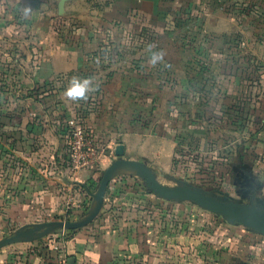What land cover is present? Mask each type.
<instances>
[{
  "label": "crops",
  "instance_id": "crops-1",
  "mask_svg": "<svg viewBox=\"0 0 264 264\" xmlns=\"http://www.w3.org/2000/svg\"><path fill=\"white\" fill-rule=\"evenodd\" d=\"M24 5L32 8L29 18L21 14ZM157 10L158 0H0V47L5 52L0 55L2 91L7 95L15 91L9 83L15 74L24 80L21 89L26 85V91L46 80L81 77L82 71L88 69V77L99 84L98 89L89 94L90 102H70L57 107L60 113L64 108L65 115H71L70 120L75 115L67 110H80L79 118L69 129L65 128L64 116L55 118L54 112L49 113L52 109L47 103L34 102L32 107L29 104L30 108L26 107V133L23 130L17 136H0V223H10L11 227L17 224L18 228L26 225V229H31L36 223L84 218L94 206L92 193L102 171L118 157L120 148L122 155L145 159L161 173H169L174 168L172 133L165 137L153 135L152 131L143 130L136 114L135 118L132 116L139 111L140 119L143 110L151 111L152 107L159 106V82L152 73L143 75L137 60L136 68H126L125 57L108 55L111 42L105 40L109 29L123 31L137 26L138 21L132 20L139 16L151 19ZM228 16L216 9L213 22L208 23V29L216 36L212 40H199L198 46L205 45L208 49L200 53L197 63L192 54L181 53L176 57L177 65L172 64L171 69L178 86L172 91L170 102L182 104L191 115L198 111L202 143L214 121L216 138L225 141L210 153L214 154V161L205 162V168L214 164L215 172L225 170L236 201L264 205V41L251 36L254 26L240 27ZM55 21L59 23L61 34L53 30ZM240 28H244L243 37L241 49H237L233 46L236 42L232 41L235 38L229 35ZM102 37L107 43L103 45V54H97ZM16 46L19 53L15 56ZM104 48H107L105 52ZM100 61L103 62L101 71L90 68ZM196 75L199 78L197 95L192 88ZM168 105L166 102L165 108ZM12 120L7 119V123ZM79 123L87 126L92 134L94 146L101 151V163L73 171L68 159V141L71 129ZM14 138H17L18 149L13 148ZM121 174H115L109 182L103 207L90 223L73 230L56 229L29 240L28 243L34 245L26 254V262L18 264H45L53 259H72L74 264H127L130 260L140 264H171L176 246L170 244L171 241L166 246L158 244L162 237L167 241L176 237V230L169 225L163 233L162 226H156L148 220V215H143L147 228L130 236L128 232L123 233L119 224L112 225L110 212L126 205L125 197L118 194L126 182L120 181ZM133 179L128 184L140 182ZM149 202L154 205L150 206L152 218L160 208L169 205V201L160 199L152 198ZM132 205L139 206L136 200ZM183 209L188 214L197 212L189 206ZM200 212L197 214H207L206 209ZM212 214L214 220L219 218L221 224L224 223V228L240 230L251 239L247 246L257 255L264 250L263 234ZM131 216L133 218L124 215V218L132 222L138 219L134 214ZM166 216L168 224L169 214ZM136 240L140 247H134ZM249 258L246 262H250ZM0 264H14V261L0 254Z\"/></svg>",
  "mask_w": 264,
  "mask_h": 264
},
{
  "label": "rangeland",
  "instance_id": "rangeland-1",
  "mask_svg": "<svg viewBox=\"0 0 264 264\" xmlns=\"http://www.w3.org/2000/svg\"><path fill=\"white\" fill-rule=\"evenodd\" d=\"M216 9H220L232 17L240 27H244L247 24L249 27L254 26L255 29L252 30L251 36L264 41V0H158L157 13L151 19L148 18L149 16L144 18L143 16H139L135 20H132L138 21L139 25L137 24V26L133 27L132 25L123 31H119L117 28L106 31L105 40L111 42V44L109 48L107 47L108 49L104 48V52L107 49L108 55L125 57L127 61L123 65L126 68H136L134 65L136 64L135 60H137V63H140L142 74L149 76L152 73L153 77H156L155 79L159 82V106L156 108L152 107L151 111L143 110V115L140 119H138L139 111L132 114V116L136 114L138 123L141 120L143 130L148 129L152 131L153 135H162L165 137L167 134L171 136L172 133L175 150L174 168L169 173H161L158 167L148 163L150 165L149 168L154 172L157 179L165 185L175 186L188 184L202 188L212 194L226 195L228 198L233 199L230 177H227L225 170H223V173L219 172L221 170L215 172L214 164L213 166H209L208 169L204 165L205 162L214 161V154L211 156L210 153L214 152L217 144L225 141L221 137L219 139L216 138L214 121L208 127L209 133L203 136L204 141L202 143L199 139V128H202V125H199L198 111L194 115H191L189 110L184 109L185 107L182 104L170 102L172 91L176 90L178 86L177 79L172 74L171 65H177V62L174 60L181 53L194 55L195 63H197L200 53L205 52L206 48L208 49V46L205 45L202 47L198 46L199 40H212L216 36L212 30L208 29V23L213 22ZM141 22L143 24L140 25ZM205 24H207V28ZM112 26L115 27V25ZM53 28L54 32L61 34L62 31H60L61 28L57 21L53 22ZM243 29L240 28L233 32L234 34L232 36L229 35V37L235 38L232 41L236 42L233 46L237 49H241L240 42H242L243 37L241 30ZM249 31H251L250 28ZM224 37H227V35H224ZM107 42H103L102 37V44L96 51L97 54H103V45L105 47ZM150 44L154 45L153 51L163 53V59L158 61L155 66L149 63L150 53L146 50ZM8 50H10V47ZM14 52L15 56L19 53L17 46ZM4 53V49L0 47V55ZM17 64L18 62L16 61L14 63L15 69ZM91 66V69L95 68V70L101 71L103 62L100 61L99 63H94V65L91 64ZM87 73H90L89 69L83 70L82 74L84 75L81 78L88 77L89 75ZM70 78L71 76L55 78L49 81L46 80L26 91V85L21 89L24 80L15 74L14 78L9 79V83L14 87L15 91L7 95L0 89V136L2 138L6 134H14V136H17L18 134H22L23 130L26 133V107H32V105H35L33 104L34 102L36 104L47 103L48 107L52 109L49 113L52 114L54 112L55 118L56 116L59 118L64 116L67 120L65 128L69 129L71 125H74V120H77L80 116L78 114L80 110H67L69 113L71 112L75 115L70 120L71 115L67 114L66 116L64 108L61 113L57 108L62 107L59 106L60 104L63 105L72 102L62 95ZM2 80L0 79V85L3 84L1 83ZM195 83L192 88L193 91H196L195 95H197V85L199 83L197 75L195 76ZM182 96L183 94L180 97L182 98ZM89 97L90 95L87 100H81L78 103L90 102L91 99ZM166 102L169 105L165 108ZM6 104L9 105L6 106ZM53 107H55L54 110ZM80 109L83 108L81 107ZM34 112L36 114V111ZM35 114L33 113L32 116ZM7 119H13V122L8 121L7 123ZM79 125L88 129L83 124L79 123ZM65 128L63 131H65ZM14 144L13 148L18 149L17 138H14ZM122 157L128 158L125 155H122ZM137 160H141L148 165L145 159ZM218 169L220 168L218 167ZM121 175L123 176L120 181L126 182H124L125 186L120 187L118 194L120 197H125L126 205L130 203V206H118L117 210L110 212V220L113 222L112 225L117 226L119 224L123 227V233H129L128 236L132 232L139 234V229L147 228L143 221V215H148V220L156 223V226H162L163 229H160H162L163 233L169 225L173 230H176V237L174 240L170 237L168 241L166 237H162L158 244L166 246V243L171 241L169 243L176 246L171 264L264 263V250L259 251V255H257L254 249L252 250L247 246V243H250L251 239L249 240L240 230H228L224 228V223L221 224L219 218L214 220L213 214L208 210L205 212L207 213L206 216L197 214L198 211L202 213L205 209L190 201L169 200L159 197L148 188L143 178L136 175L134 177H128L126 175V177L124 173ZM133 178H136L140 182L133 185L128 184L131 180L134 181ZM134 183H136V180ZM112 197H114L113 194ZM148 197L169 201V205L162 208L159 207L158 214L152 218L151 214L153 212L151 207H154V205L149 202L152 198ZM134 200H136L139 206L134 207L132 205ZM146 205L147 207H145ZM184 206H189L193 211L197 212H190L188 214L183 209ZM154 209H157L156 206ZM166 213L169 214L170 223L168 224L165 219L167 217ZM133 214L138 219L132 222L127 218H133L131 216ZM124 215H127L126 219ZM156 219L159 221L157 222ZM11 226L13 225L10 223H6L5 225L0 223V239L3 236H10L15 233L16 228H18L17 224L14 227ZM183 230L185 232H182ZM134 243L135 248L141 246L137 240ZM33 245V243H28L26 240L16 241L0 248V254H6L11 260L13 259L14 264H18L19 261L26 262V254L29 253ZM247 258L250 259V262H246ZM127 264L140 263L130 260Z\"/></svg>",
  "mask_w": 264,
  "mask_h": 264
},
{
  "label": "water",
  "instance_id": "water-1",
  "mask_svg": "<svg viewBox=\"0 0 264 264\" xmlns=\"http://www.w3.org/2000/svg\"><path fill=\"white\" fill-rule=\"evenodd\" d=\"M118 158L114 159L101 173L99 184L94 193V206L80 220H56L36 223L31 229L26 225L17 229L13 235L0 239V247L20 240H33L56 229H77L90 223L103 207L107 186L117 173L139 176L145 180L148 188L159 197L190 201L203 209L221 215L231 223H240L264 235V205L261 203H243L228 198L226 195L212 194L202 188L188 184L169 186L161 183L154 172L141 160L122 157V150L118 151ZM40 230V232H38ZM25 236V237H24ZM68 264H74L69 259Z\"/></svg>",
  "mask_w": 264,
  "mask_h": 264
},
{
  "label": "built area",
  "instance_id": "built-area-1",
  "mask_svg": "<svg viewBox=\"0 0 264 264\" xmlns=\"http://www.w3.org/2000/svg\"><path fill=\"white\" fill-rule=\"evenodd\" d=\"M68 146V159L73 171L97 167L101 163V151H97L92 134L83 126L78 125L71 129ZM45 264H68V262L63 259H53Z\"/></svg>",
  "mask_w": 264,
  "mask_h": 264
},
{
  "label": "clouds",
  "instance_id": "clouds-1",
  "mask_svg": "<svg viewBox=\"0 0 264 264\" xmlns=\"http://www.w3.org/2000/svg\"><path fill=\"white\" fill-rule=\"evenodd\" d=\"M32 13L30 5H24L21 14L24 18H29ZM154 45H148L146 50L150 53L149 63L155 66L158 61L163 59V53L160 51H153ZM99 87L98 83H93V78H81L79 76H72L69 79L68 85L64 88L63 97L72 102L87 100L90 93L95 92Z\"/></svg>",
  "mask_w": 264,
  "mask_h": 264
},
{
  "label": "trees",
  "instance_id": "trees-1",
  "mask_svg": "<svg viewBox=\"0 0 264 264\" xmlns=\"http://www.w3.org/2000/svg\"><path fill=\"white\" fill-rule=\"evenodd\" d=\"M90 186V185H89ZM88 185H86L87 188H90Z\"/></svg>",
  "mask_w": 264,
  "mask_h": 264
}]
</instances>
